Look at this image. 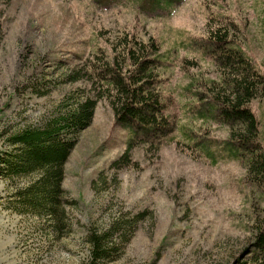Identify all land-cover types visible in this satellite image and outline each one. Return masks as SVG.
<instances>
[{
  "label": "rangeland",
  "instance_id": "374dc122",
  "mask_svg": "<svg viewBox=\"0 0 264 264\" xmlns=\"http://www.w3.org/2000/svg\"><path fill=\"white\" fill-rule=\"evenodd\" d=\"M219 17L235 21L243 49L264 75V0H183L155 14L128 0H0V154L10 149L11 136L41 128L88 98L86 73L126 34L160 43L168 66L161 71L171 94L168 113L179 126L205 125L198 138L221 146L229 138L227 127L198 121L189 109L196 79L220 75L210 59L197 54L198 45L189 43L206 40L208 21ZM250 108L264 145V100ZM128 140L110 102L101 100L91 125L77 134L65 167L63 187L74 204L67 205L59 231L14 205L15 194L32 178L0 176V264L254 260L253 205L259 201L240 163L212 162L178 138L159 152L136 147L129 166H114Z\"/></svg>",
  "mask_w": 264,
  "mask_h": 264
},
{
  "label": "trees",
  "instance_id": "16d2710c",
  "mask_svg": "<svg viewBox=\"0 0 264 264\" xmlns=\"http://www.w3.org/2000/svg\"><path fill=\"white\" fill-rule=\"evenodd\" d=\"M98 1L110 4L113 0ZM128 1L151 14L171 11L183 2ZM208 22V38L189 44H197V54L210 59L220 75L218 80L196 79L194 84L199 86L192 91L194 104L189 109L198 121L212 119L227 127L229 138L221 146L217 141L209 144L198 138L205 125H198V129L179 126L168 113L167 96L171 94L161 77V71H168V66L160 43L126 34L111 42L112 54L104 51L105 55L99 56L98 63L92 64L86 73L91 84L88 98L43 127H28L9 138L10 149L0 154L1 178L6 181L32 178L14 196L18 211L43 217L57 231L65 226L66 207L74 204L63 187L65 167L76 146L77 134L91 125L98 103L106 99L113 109L115 123L129 134L127 149L114 166L121 163L129 166L130 152L136 147L159 152L165 144L184 138L188 140L185 146L212 162L228 158L245 168L246 179L259 201V205H253L254 260L250 264H264V145L259 121L250 108L252 102L264 100V75L243 49L235 21L219 17ZM190 64L195 66L193 62Z\"/></svg>",
  "mask_w": 264,
  "mask_h": 264
}]
</instances>
